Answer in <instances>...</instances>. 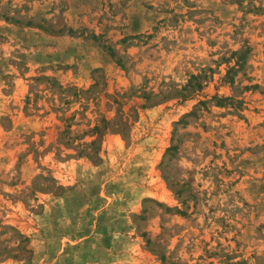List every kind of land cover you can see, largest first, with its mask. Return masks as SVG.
<instances>
[{
  "label": "rangeland",
  "instance_id": "374dc122",
  "mask_svg": "<svg viewBox=\"0 0 264 264\" xmlns=\"http://www.w3.org/2000/svg\"><path fill=\"white\" fill-rule=\"evenodd\" d=\"M0 264H264V0H0Z\"/></svg>",
  "mask_w": 264,
  "mask_h": 264
},
{
  "label": "trees",
  "instance_id": "16d2710c",
  "mask_svg": "<svg viewBox=\"0 0 264 264\" xmlns=\"http://www.w3.org/2000/svg\"><path fill=\"white\" fill-rule=\"evenodd\" d=\"M27 24H31V22L27 23ZM69 31L71 32L72 30L69 29ZM107 49L110 51L112 56H115L116 52L111 48V47H107ZM234 54H237V52H234ZM242 56L238 55V57ZM117 63H121V60L119 58H117ZM242 62L240 61V58H237L235 65L236 66H241ZM98 69H95V71H97ZM206 75H204L202 77V75H194L192 74L189 79L187 80V82L185 83L184 86H182L180 89H175L174 94H179L181 96L182 99H184L185 97H188L189 94H187L188 92H194L196 90H200L202 88V82L201 80L203 78H205ZM32 79L34 81H45L46 83L49 84V88H54L59 96L64 100V103L66 104H70L72 102L77 101L79 98H81V93H90L96 86H97V81H94V83H92L90 85V87L84 91H81L80 89H77L75 87H62V85H60L52 76H46V75H39V76H35L32 77ZM33 86H30V91L31 89H33ZM49 88L45 87V90ZM43 90V89H42ZM73 90L71 96H73V99L69 100L66 98V95L69 94V91ZM51 91V90H50ZM52 92V91H51ZM54 93V92H52ZM124 95V94H122ZM35 97H37V94H35ZM150 96L148 95V98ZM147 99V97H145ZM216 98V97H215ZM225 100V99H230V97L228 98H219L218 100ZM232 101V100H230ZM200 103H204L203 101H199ZM27 103V101H26ZM117 104H119V101H116ZM217 103H220V101H217ZM122 105L120 104L117 109H116V115L113 118H106V117H101L100 120L98 122H96L91 129H89L87 131V134H89V136H97V138H93L90 141L86 142H79L76 143L74 145L75 140L78 138L76 135L71 136V132H70V124L67 123L64 127V129H62L59 132V136L57 139V143L58 144H63L67 149H73L75 150V155L77 156H84L87 157L91 160H95L98 159V151H99V145H98V138L103 136L105 131L109 130L112 133H116L121 135L123 138H125L126 136L128 137V133H129V129H130V117L132 119V121H134L135 117H136V111L134 109H131V111L133 112V114H129V115H125L123 112V109L121 108ZM72 119V117L67 118V120ZM179 122L183 123V119H181ZM86 133H84L83 135H85ZM82 135V136H83ZM82 136H79V138ZM176 148V146L171 145L170 147L167 148V151H171L174 150ZM71 154H68L67 156H70ZM45 180V181H49V184L46 183H40L38 180ZM38 181V182H36ZM34 183V187H32L33 191H46V190H51V188H56V189H60L61 187L59 185H54L55 180L52 177H45L42 174H39L38 177L33 181ZM51 183V184H50ZM42 184V185H40ZM43 186V187H42ZM182 189H174V193L177 195H180L182 193L181 191ZM55 193H59L58 191H56ZM152 201V199H145V201ZM145 211V209H144ZM163 258V257H161Z\"/></svg>",
  "mask_w": 264,
  "mask_h": 264
}]
</instances>
